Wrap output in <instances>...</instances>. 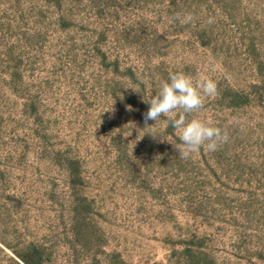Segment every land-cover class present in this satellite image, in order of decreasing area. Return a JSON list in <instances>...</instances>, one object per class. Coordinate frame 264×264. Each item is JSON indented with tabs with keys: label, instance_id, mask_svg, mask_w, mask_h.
<instances>
[{
	"label": "rangeland",
	"instance_id": "rangeland-1",
	"mask_svg": "<svg viewBox=\"0 0 264 264\" xmlns=\"http://www.w3.org/2000/svg\"><path fill=\"white\" fill-rule=\"evenodd\" d=\"M176 72L217 83L187 118L219 150L145 122ZM26 261L264 264V0H0V264Z\"/></svg>",
	"mask_w": 264,
	"mask_h": 264
},
{
	"label": "clouds",
	"instance_id": "clouds-1",
	"mask_svg": "<svg viewBox=\"0 0 264 264\" xmlns=\"http://www.w3.org/2000/svg\"><path fill=\"white\" fill-rule=\"evenodd\" d=\"M193 20V14L188 13L181 23L187 24ZM213 22L211 18L208 20L209 24ZM217 91V83L206 76L202 75L194 81L183 72L170 73L168 79L160 84L156 95L146 102L150 107L144 114L145 122L157 121L162 116L169 118L170 126L177 131L179 143L175 148L181 159L190 158L202 148L215 152L228 142L227 131L214 126L211 121L187 117L200 111L205 98L217 95ZM177 110H180L179 115Z\"/></svg>",
	"mask_w": 264,
	"mask_h": 264
},
{
	"label": "trees",
	"instance_id": "trees-1",
	"mask_svg": "<svg viewBox=\"0 0 264 264\" xmlns=\"http://www.w3.org/2000/svg\"><path fill=\"white\" fill-rule=\"evenodd\" d=\"M26 264H31V263H29L28 261H26Z\"/></svg>",
	"mask_w": 264,
	"mask_h": 264
}]
</instances>
